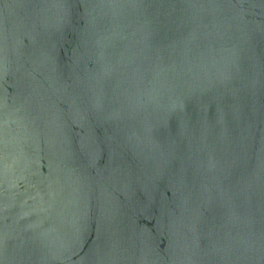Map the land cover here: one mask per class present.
Segmentation results:
<instances>
[{
    "label": "water",
    "instance_id": "water-1",
    "mask_svg": "<svg viewBox=\"0 0 264 264\" xmlns=\"http://www.w3.org/2000/svg\"><path fill=\"white\" fill-rule=\"evenodd\" d=\"M0 264H264V0H0Z\"/></svg>",
    "mask_w": 264,
    "mask_h": 264
}]
</instances>
